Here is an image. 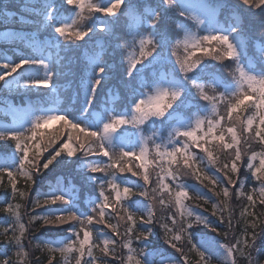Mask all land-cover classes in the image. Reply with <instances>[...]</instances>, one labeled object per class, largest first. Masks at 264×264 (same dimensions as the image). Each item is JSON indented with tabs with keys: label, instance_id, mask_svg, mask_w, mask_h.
<instances>
[{
	"label": "snow or ice",
	"instance_id": "1",
	"mask_svg": "<svg viewBox=\"0 0 264 264\" xmlns=\"http://www.w3.org/2000/svg\"><path fill=\"white\" fill-rule=\"evenodd\" d=\"M233 7L241 15L252 13L254 17L258 16V21H249L247 16L243 19L234 16ZM9 8L10 4L6 0H0V19L16 17V13L9 11ZM253 9H257L258 13L253 12ZM19 10L31 12L38 18L36 30L43 28L51 39L47 55L35 43L32 55L20 56L17 60L0 55V82H3L0 86L9 90L12 85H16L17 91L25 93L53 89L56 79L64 74V69L71 67V55L67 50L79 48L81 45L78 42L85 37L92 39L93 36L106 34L109 41L107 50L104 45H100V52L95 58L83 68L77 66V94L82 95V102L74 111L64 109L53 112L39 107L16 109L12 111L13 125H0V142L14 143L12 155L0 160V174L6 173L10 178L13 196L17 191L13 179L15 173L36 183L44 170H50V166L55 167L65 160L77 164V170L98 193L87 200L89 207L86 211H81L77 206L78 193L75 187L67 192L55 189L44 193L42 201L38 196L35 201L37 207H52L46 210L45 215L33 216L31 219L41 220V227L45 230L51 227L57 231H66V235L59 239L41 241L44 245L42 251L49 254L47 264H53L56 253L65 259L74 254L75 264H165L166 260L170 264H180L181 261L188 264L184 247L179 244L185 236L203 264H210L221 249L225 264H238L237 256L246 257L248 264H264V260L259 258L264 256V247L257 246L258 241L264 238V218L248 211L250 207L256 206V192L261 197L259 204L264 205V152L252 151L245 162L240 147L241 139L236 131L233 127H228L230 140L226 141L224 126L221 124L225 115L230 120L233 113L249 109L252 114L247 116L242 132L249 134L255 122V135H244L243 142L247 144L250 139L258 138V142L264 145V46L257 48L255 66L251 61L246 64L247 45L244 39L247 37L248 44L264 42V0H239V4L235 6L229 5L225 0H41L39 6L27 8L20 5ZM218 11L225 16L223 24L217 19ZM18 18L21 23L31 22L26 21L24 15ZM85 19L88 20L87 24L82 23ZM188 21H192L203 34L199 35L185 27ZM176 29H182L183 35ZM5 35H8L7 31ZM129 45L133 49L138 48V55L133 54L117 65L120 88L125 93L123 110L117 111L108 106L111 90L105 95V106L101 108L99 97L107 87L106 81H109L112 73L108 59L115 61L123 56L121 50ZM169 49L171 55L168 54ZM197 52H202L205 56L211 54L212 61H231L230 64H223L232 78L231 82L217 81L208 72L210 65L207 60L196 56ZM161 67H171V74L161 72ZM177 67L180 73L178 76L175 75ZM148 73H151L150 77ZM205 77L211 79L212 83H201ZM210 89L214 95H209ZM188 101L196 108L203 101L209 106L208 110L198 111L190 119L184 120L178 113ZM220 105H223L224 112L220 111ZM17 112L20 113L18 117ZM236 119H239V115ZM55 121H62L66 127L83 134L82 139L77 138L78 147L74 148L70 143L71 131L67 140L57 147L52 146L54 138L47 143L43 142L40 130ZM157 122L161 125L173 123L166 141L143 136L138 142L130 139L133 134L129 132V128H135L136 134H140L143 127ZM213 141L218 142L217 147L222 146L225 152L232 150L222 166L207 146ZM6 147L12 145L8 144ZM30 148L34 149L31 157ZM193 149H198L205 156H200ZM45 152L48 153L47 156L43 155ZM100 157L106 158V161L99 159ZM205 157L208 164L221 173L220 177L209 176L203 168L197 167ZM129 158L140 162V171H133L127 166ZM181 161L185 169L192 171L197 181L207 180L213 187L221 188L220 192H213V195L222 194L224 197V208L220 209L221 215L218 217L220 223L215 224L208 217L195 215L194 223L203 225L212 233L219 234L220 226L225 223L223 212L227 211L232 192L237 197L244 195L241 191L244 183L239 180L241 169L246 167L250 179L259 182L260 187L253 188L247 194L248 205L241 212V216L253 217L245 225L243 239L236 238V242L231 244H222L215 238L199 243V246L192 243L196 229L193 228V223L186 221L194 213L184 203L185 200L192 199L189 195L190 188L176 182L179 180L176 174L179 168L173 170V165H179ZM150 164L165 172V175H158V187H152L151 193L149 185L152 174L148 171ZM125 171L140 177L143 184L129 185L121 180L120 176ZM96 173L103 175L96 176ZM167 179L172 180V186L165 183ZM237 183L240 184L239 188L235 187ZM165 193L169 198L168 205L174 203L176 212L162 218L164 222L160 223V229L164 232V243L174 249L175 253H180L179 257L166 256L153 251L151 247L150 237L155 234L157 221L152 202L158 198V203L166 206ZM134 196H143L150 202L136 207ZM196 198L208 202L198 189ZM12 207L8 205L3 210L10 212ZM218 207V204H212L213 216L217 215ZM112 212L122 220L126 217L127 226L123 234L118 225L109 222ZM137 212H141L139 222ZM14 215L20 235L15 234L11 224L0 232L5 237L0 264H14L8 257L9 247L18 249L15 253L17 256L29 255L22 244V237L28 229L19 224V214ZM167 221H171V226ZM63 225L69 227L65 230ZM96 225L110 229L112 237L101 239L105 235L103 228H97ZM228 228H232L231 218L228 220ZM169 233L173 235L170 236ZM133 238L139 245L138 249L133 247ZM32 239H39V236H33ZM120 241H123L122 245ZM118 246L126 250L127 254H118ZM94 249H99L102 256L97 258ZM157 256H160L159 261ZM34 264L44 262L37 259Z\"/></svg>",
	"mask_w": 264,
	"mask_h": 264
},
{
	"label": "trees",
	"instance_id": "2",
	"mask_svg": "<svg viewBox=\"0 0 264 264\" xmlns=\"http://www.w3.org/2000/svg\"><path fill=\"white\" fill-rule=\"evenodd\" d=\"M7 3L10 4L9 11L15 12V18H9L8 20L0 19V55H6L10 60H17L20 56H28L32 55L35 51L33 48V44L39 48H43L45 50V55L49 50L48 45L50 43V35L47 31L41 28L39 31L36 30V23L38 18L34 17L31 12H22L20 11V5H24L27 8H31L33 5L39 6L41 0H6ZM210 2H216V0H210ZM231 6H235L239 4V0H225ZM245 8L247 6H244ZM253 12H257V9H253ZM24 15L26 21H31L30 23H21L19 20V16ZM65 15H69L65 13ZM233 15L239 16L241 19L244 16H247L249 21H258V16H253L252 13H244L241 15L240 11L233 7ZM217 19L220 20L221 24H223L225 16L222 12H217ZM82 23L87 24L88 20L85 19ZM185 27L190 30L197 32L199 35H202V32H199L196 29L195 25L192 21H188ZM252 27V25H250ZM7 30H14L16 32L15 37L12 40L4 39L2 34ZM183 35L182 29H176ZM246 45H247V56L255 59L256 51L254 48L256 46L262 47L264 46V42L252 43L248 44L247 37H244ZM87 41V42H85ZM81 46L79 48H72L67 51L70 52L71 55V67L64 69V74L56 79V86L53 89H40L39 91L33 90L32 92L25 93L24 91H17L16 85H12L11 90L8 88L0 86V125L11 126V112L16 109L20 110H28L30 108H45L50 109L53 112H59L61 110L67 109L68 111H74L79 104L82 102V95L77 94V86H76V72L77 66L83 68L85 65L89 63V61L96 57V54L100 52V45H104L107 50V46L109 41L106 39V34H101L100 36H93L92 39H88L85 37L84 40L78 42ZM123 44V41H120ZM123 52V56H119L115 61L108 59L109 66L112 70L111 76L109 77V81H106L107 87L101 91L99 97L100 107L103 108L105 106V95L111 90V95L108 96V106L114 107L117 111H122V101L124 100L125 93L122 92L119 84V76L117 65L121 60L126 58H130L132 53L138 55V48L133 49L130 45L121 50ZM169 55H171V49H169ZM182 54V52H181ZM111 55V53H109ZM209 56H205L202 52H197L196 56L203 57L209 63L210 67L208 72L215 76L217 81H227L231 82V76L228 71L223 67V64H230L231 61H223L217 62L212 61ZM175 62V58H173V63ZM256 62V60H255ZM161 72H166L171 74V67H161ZM42 74V73H41ZM179 68L175 69V75H179ZM14 76L16 74H13ZM148 76H151V73H148ZM11 79V78H9ZM201 83L211 84L212 80L208 77L203 78ZM3 82H0L2 85ZM222 90V89H221ZM209 90V95H214ZM115 98V99H113ZM208 105L201 101L200 107H192L191 101L186 102V105L179 111L178 115L184 120L190 119L194 113L198 111H207ZM220 111L224 112L223 105H220ZM252 111L249 109H245L239 113H233L232 119H228L225 115V119L221 121V124L224 126L225 139L226 141L230 140V135L227 133L228 127H233L237 133L238 138L241 139V151L244 153V161L246 162L247 156L251 155L252 151L255 152H264V145L258 142V138L250 139L247 144L243 142V136L248 135L250 137H254L255 132V122L253 125V130L249 134H243L242 130L246 126V119L248 115H251ZM239 115V119H236V116ZM173 126V123H165L161 125L159 122L155 124V129L161 130L162 138L164 139L167 136L168 129ZM161 127V128H160ZM170 127V128H169ZM145 128H149V126H145ZM135 128H129V131H134ZM43 134L42 140L44 143H47L50 139H55V143L52 145L53 147L59 146L62 141L67 140V135L69 131H71L72 141L70 142L72 147H78L76 143L77 138H83V134L78 133L75 130H71L66 127L62 121H57L56 124L50 127H44L40 130ZM41 139V137H38ZM132 139V137H130ZM133 140V139H132ZM11 144L12 147H6V145ZM218 142L213 141L211 144L207 145L210 150L213 152L214 157L217 159L218 163L222 166L224 162H226L229 152H225L221 147H217ZM14 149V143L11 141L8 142H0V160H3L12 155V151ZM51 151V148H49ZM193 151L198 152L200 156H205L204 153H200L198 149H193ZM47 152L43 155L47 156ZM30 157L34 155V149L30 148L29 152ZM43 157H41L42 159ZM75 159V157H73ZM99 159L105 160L106 158L100 157ZM127 166L131 167L133 171H140L139 169V161L134 158H129L126 161ZM258 164V160L256 161ZM198 168H203L209 176L215 175L220 177L221 173L216 171L215 167H212L208 164V160L205 157L202 164H197ZM155 165H148V171L151 175V183L149 185V192L151 193L152 187H158L156 185V180L158 175H165V172H161L159 168H155ZM179 168V171L176 173L179 176V180L177 183H183L189 186L190 192L189 195L192 199L185 200L184 203L193 211L194 215L187 219V223H193V228L196 229L194 236L195 239L192 243H195L199 246V243H202L210 238H215L222 244H231L236 242V238H244V228L247 223H250L253 219L252 216L245 215L241 216V212L245 211V205H248L247 194L253 189H258L260 187L259 182L250 179V173L248 172L246 167L241 169L239 173V180L243 181L244 186L241 191L244 195L237 197L235 192H232L230 199L228 200L227 211L223 212L225 217V223L220 226L219 234L210 232L209 229L204 228L203 225H197L194 223L195 215L199 214L205 217H208L215 224H219V215H221L220 209L224 208V204L222 201L224 197L221 195H213V192H220L221 188L219 186L213 187L207 180H203V182L197 181L195 176L192 174L190 169H185L183 167L182 161L179 165H173V170ZM96 176L103 175L102 173H96ZM236 177H234L235 179ZM13 179L15 180L16 185V194L12 195V184L10 182V178L6 173L0 174V232L3 231L4 228L8 227L9 224L13 226L15 229V234L20 235V231L17 225L16 216L14 213L19 214V224H23L28 231L24 233L22 237V244L24 245V251L29 255L27 257L20 255L17 256L15 253L18 251L15 247H9L8 249V257L14 262V264H34V262L39 259L43 261L44 264H47L48 253L46 251H42L44 245L41 243L43 240L49 239H59L66 235V231H57L54 228L49 227L47 230L41 227L42 221L32 220L31 217L36 216L40 217L46 214V210L52 206H41L37 207L35 204L36 199L39 198L41 201L43 200L44 193H48L55 189H61L64 191H69L72 187L77 189L78 199L76 201L77 206L81 211H86L89 207L87 200L89 198H94L98 193L95 190L93 185H90L86 182L84 176L77 170V164H73L67 160L56 164L55 167L50 166V170H44L40 178L37 179L36 183H32L27 180L25 176L15 173ZM120 179L125 181L129 185L135 184H143V180L140 177L132 176L130 172L125 171ZM165 183H168L172 186L173 182L171 179L165 180ZM227 182L225 181V184ZM124 185L122 184V187ZM237 188L240 187V184L237 183L235 186ZM199 190L203 197L207 198L208 202L205 203L204 199L196 198V190ZM211 189V190H210ZM23 193V195H21ZM166 206H161L158 203V198L156 201H153V211L157 217L156 227L154 229V235L150 237L152 241V250L163 253L167 255H173L175 257H179L180 253H175L174 249H171L164 243V232L160 229V223L164 222L163 217L168 216L171 213H175L176 209L174 207V203L172 205H168V197L165 193ZM133 199L137 201L136 207H142L150 202L149 199H145L143 196H134ZM254 199L256 200V206L254 208H249L248 211L254 213L256 216L264 218V205L259 204V200L261 197L259 193H254ZM115 203V201H112ZM216 203L219 205L217 208V215L213 216L212 212V204ZM8 205H12V210L10 212H5L3 209ZM19 207H16V206ZM119 208V205H117ZM111 212V209L108 210ZM123 215V213H121ZM141 212H137V222H139V216ZM231 218L232 228L229 230L228 228V220ZM179 219V218H178ZM113 225L119 226V231L121 234L124 233L126 224L125 219H120L115 212L111 213V219L109 220ZM169 226H171V221H167ZM69 227V225H63L62 228L65 230ZM77 227H79L77 225ZM97 228H103V225H96ZM179 224L177 225V228ZM140 229H137L139 231ZM189 231H192L191 229ZM103 232L105 235L101 236L103 238L112 237V232L110 229L103 228ZM225 232H227V236H225ZM43 233V235H40ZM169 235H173V233H169ZM33 236H39V239H32ZM82 236V233H81ZM115 239L119 240V237ZM4 241L5 237L0 235V260L3 259L2 253L4 251ZM99 242V241H97ZM121 245L123 241L119 242ZM180 245L184 247V253L187 257L188 264H203L199 255L196 251L192 250L191 244L188 243L187 237L185 236ZM258 247H264V238L258 241ZM133 247L137 248L139 245L135 242L133 238ZM117 253H123L126 255V250L122 247L118 246L116 249ZM94 255L99 258L102 256V253L99 249H94ZM261 260H264V256L259 257ZM157 261L160 260V256L156 257ZM238 264H248L246 257L237 256ZM53 264H75L74 254L68 256L65 259L64 256H61L59 253L55 254V259ZM118 264V262H117ZM165 264H170L169 261H165ZM183 264V261L180 262ZM210 264H225V262H221L217 260L215 257L211 260Z\"/></svg>",
	"mask_w": 264,
	"mask_h": 264
},
{
	"label": "rangeland",
	"instance_id": "3",
	"mask_svg": "<svg viewBox=\"0 0 264 264\" xmlns=\"http://www.w3.org/2000/svg\"><path fill=\"white\" fill-rule=\"evenodd\" d=\"M5 32H6V31H5ZM5 32L2 34V36L4 37V39L7 38L8 41H9V40H12V39L15 37V35H16V32H15L14 30H7L8 35H5ZM257 48H258V46H256V47L254 48V50L256 51ZM256 52H257V51H256ZM249 61H251V63L255 66V59H252V58H250V57H247V60L245 61V63L247 64ZM16 115H17V117H18V116L20 115V113L17 112ZM11 119H12V123H11L10 125L12 126L13 123H14V118H13V114H12V112H11ZM56 123H57V121L52 122V123L48 124L47 126L49 127V126H52V125H54V124H56ZM160 128H161V127H160ZM169 128H170V127H169ZM170 130H171V129H168L167 136H166L164 139L162 138L161 130H160V129H155V126H154V125H150V128H149L147 131H145L144 128H142L140 134H136V130H135V131H132V132L129 131V132L133 134V135L131 136L132 139H133L134 141H137V142L141 139V136H143V137H148V138H156V139H158V141H159V140H164V141H166L167 138H168V133H169ZM154 134H155V135H154ZM149 143H150V141H149ZM214 257H215L217 260L221 261V262H225V257H224V255H223V249H221L219 253L215 254Z\"/></svg>",
	"mask_w": 264,
	"mask_h": 264
}]
</instances>
